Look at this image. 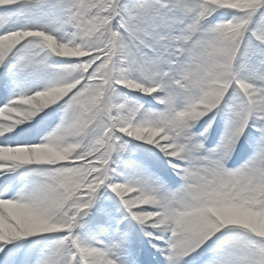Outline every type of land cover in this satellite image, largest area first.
Masks as SVG:
<instances>
[{"label":"snow or ice","instance_id":"1","mask_svg":"<svg viewBox=\"0 0 264 264\" xmlns=\"http://www.w3.org/2000/svg\"><path fill=\"white\" fill-rule=\"evenodd\" d=\"M0 264H264V0H0Z\"/></svg>","mask_w":264,"mask_h":264}]
</instances>
